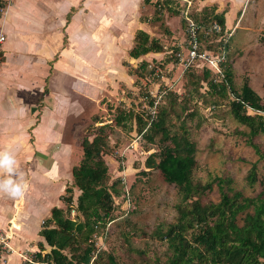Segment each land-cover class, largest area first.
Listing matches in <instances>:
<instances>
[{"label": "rangeland", "instance_id": "1", "mask_svg": "<svg viewBox=\"0 0 264 264\" xmlns=\"http://www.w3.org/2000/svg\"><path fill=\"white\" fill-rule=\"evenodd\" d=\"M191 1L189 11L194 10L196 13L203 9L208 12L212 7L218 9V5L222 10L240 5L237 13L227 18L231 24L228 28L232 29L228 55L232 82L239 88L246 79L264 103V0H212L207 5L201 3L203 0ZM0 2L1 14L8 0ZM111 3L107 2V8L113 5V0ZM136 5L137 10L133 13L136 19L132 18L131 24L137 23L138 27L130 24V34H117L115 29L109 34L107 28L103 29L105 25L108 28L113 25L112 14H107L108 18L105 15V20L100 19L104 23L99 26L102 40L107 41V45L110 39L111 43L122 47L99 52L95 50L96 44L93 42L85 54H88V58L82 53L89 63L86 66V72H89L86 84L91 93L86 97L77 95L80 92L74 89L69 91L73 101L80 107L79 110L76 107L74 115L68 117L70 126L67 127V136L70 139L71 133L74 135L72 143L76 154L73 166L82 157L81 139L87 136L92 140L94 133H103L99 129L102 125L105 126L103 131L108 144V151L101 154V158L108 175L106 184L113 195L112 211L104 225L97 224L92 235L91 242L95 249L89 264H111L109 256L118 264H146L156 259L161 262L166 259V243L154 238L152 230L158 223L167 225L177 221V207L183 206L185 202L182 188L165 182L156 164L160 160L159 151L172 148L174 136L183 132V129L196 149L193 180L203 184L213 182L211 189L204 191L202 201L218 202L220 193L214 182L216 177L230 178L236 189L245 195H255L260 191L259 181L264 176V159H259V154L264 150V133L253 137L255 149L246 141L244 132L248 128L231 115L229 99L218 100L215 106L212 105L216 96L208 91L205 83L200 82L198 90L194 89L192 81L196 79L197 73L193 75L186 72L176 62L177 53L185 51V24L182 23L181 12L187 10L188 2L171 0V6L179 7L180 14H174L172 9L158 10L156 0H137ZM92 28L94 26L87 29L90 31ZM139 30L147 32L150 38L158 39L163 51L132 57L129 52L136 46L135 36ZM79 36H74L75 44ZM71 47L75 55L81 57L80 50L73 45ZM172 93L177 94V98L173 102L174 111L172 114L170 112L167 120L170 134L163 141H158L159 136L155 141H148L143 135L145 129L137 133L133 116L125 122V126L115 123V115L122 108L142 115L147 127L151 119L156 118L159 109L169 106ZM180 106L184 112H181ZM248 111L253 114V111ZM80 126L83 128L79 129ZM67 158L70 160V157ZM95 160L92 159V162ZM255 161L259 181L249 186L245 176ZM66 185L72 186L73 201L70 208L60 203L63 214L72 220H83L85 214L77 208L80 191L73 177L68 179ZM62 194H65V190L60 196ZM80 245L76 253L82 252L85 243ZM49 249L45 245L42 253ZM65 252L69 254L68 250Z\"/></svg>", "mask_w": 264, "mask_h": 264}, {"label": "trees", "instance_id": "2", "mask_svg": "<svg viewBox=\"0 0 264 264\" xmlns=\"http://www.w3.org/2000/svg\"><path fill=\"white\" fill-rule=\"evenodd\" d=\"M156 4L158 10L172 9L174 14H180L179 7L171 6V0H156ZM189 16L199 25L218 22L222 35L230 30L225 26L223 13H216L213 7L208 12H205V9L197 13L190 10ZM181 18L184 25L186 20L182 13ZM218 36L212 33L207 39ZM135 39L136 46L129 52L132 57L163 51L158 39L150 38L143 30L137 32ZM207 39L201 37L202 49H214L215 54L218 53L221 43L214 40L209 43ZM229 39L225 44L227 55L222 64V73H216L198 61L185 71L193 75L197 73L196 79L192 81L195 91L198 90L199 83L203 82L208 91L216 96L211 102L212 105L215 106L218 100L229 99L231 115L248 128L247 132H244L247 135L246 141L257 149L252 139L264 133V103L246 79L239 88L234 86L228 63ZM176 98L177 94L172 93L169 106L159 109L156 118L151 119L147 127L142 115L128 109L120 108L114 121L125 126V122L133 116L136 120L137 133L145 129L143 135L148 141H155L157 136L158 141H163L170 134L167 120L170 112L172 114L174 111L173 102L175 103ZM180 108L181 112H184L182 106ZM248 110L253 111V114ZM104 127L100 126V132L103 133H94L92 140L87 136L81 139L79 143L82 157L71 169L74 184L80 191L77 208L84 212V219L72 220L64 216L61 207L53 206L50 216L42 222L39 230V234L50 248L48 252L42 253L45 246L42 243L38 244L39 250L33 256L39 264H89L92 258L95 249L91 242L92 235L97 224L104 225L110 217L113 204V195L106 184L107 171L101 158V154L108 151ZM173 140L172 148L159 151L160 160L156 168L165 182L182 188V199L185 203L177 207L179 213L177 221L167 225L158 223L152 230L154 238L166 243V259L163 262L156 259L146 264H264V176L259 181L256 161L248 169L245 181L249 186L259 181V192L255 195H245L232 185L230 178L216 177L214 182L217 183L220 193L219 200L204 202L201 197L206 189H211L213 182L203 184L199 180H193L192 172L196 166L195 144L187 138L185 129L174 136ZM259 155V159H264V150ZM94 158L96 160L92 162ZM64 190L65 194L59 199L70 208L73 201L72 186L66 185ZM195 195L196 198H193ZM81 243H85L84 248L82 252L76 253ZM65 250H68L69 254ZM109 261L111 264H118L111 256Z\"/></svg>", "mask_w": 264, "mask_h": 264}, {"label": "crops", "instance_id": "3", "mask_svg": "<svg viewBox=\"0 0 264 264\" xmlns=\"http://www.w3.org/2000/svg\"><path fill=\"white\" fill-rule=\"evenodd\" d=\"M107 2L112 4L111 0H8L1 14L6 39L0 65V151L14 154L24 192L16 198L0 195V228L9 235V250L2 254L0 264H22L34 259L39 243L46 245L39 234L42 220L50 216L53 206L60 207L59 197L72 178L76 157L74 135L68 139L67 127L68 117L80 107L70 92L74 89L86 97L91 93L85 54L94 43L99 52L122 47L102 40L99 26L105 15L112 14V24L117 25L110 30L102 27L109 34L115 30L130 34L132 18L136 19L137 0H113L108 8ZM237 9L239 4L228 10L218 5L215 12H223L228 28L227 18ZM76 34L80 35L77 44ZM72 45L85 57L75 55Z\"/></svg>", "mask_w": 264, "mask_h": 264}, {"label": "built area", "instance_id": "4", "mask_svg": "<svg viewBox=\"0 0 264 264\" xmlns=\"http://www.w3.org/2000/svg\"><path fill=\"white\" fill-rule=\"evenodd\" d=\"M188 2L187 10L185 12H181L185 21L184 32H185V42L184 49L182 52L180 50L177 53V62L183 66L186 70L191 67L193 64L201 62L205 64L207 67L213 69L216 73H222V64L226 60V51L225 44H227L229 37L232 34V29L224 32L225 34H221V25L218 22H213L208 25H199L197 24L190 16H189V5L192 2L191 0H186ZM191 1V2H190ZM2 14V13H1ZM0 14V17H1ZM212 33L219 35L217 38L207 39L209 35ZM202 39H207L209 43L214 41L220 42V51L215 54L214 49H202L203 45L201 42ZM6 39L5 33L2 31V27L0 24V65L3 61L4 57V42ZM215 48V46H213ZM9 235L4 232L0 228V258L4 252H8ZM24 262L28 264H37L36 260L32 258H27Z\"/></svg>", "mask_w": 264, "mask_h": 264}, {"label": "clouds", "instance_id": "5", "mask_svg": "<svg viewBox=\"0 0 264 264\" xmlns=\"http://www.w3.org/2000/svg\"><path fill=\"white\" fill-rule=\"evenodd\" d=\"M16 165L17 161L11 151H0V195L16 198L23 194L24 182Z\"/></svg>", "mask_w": 264, "mask_h": 264}, {"label": "bare ground", "instance_id": "6", "mask_svg": "<svg viewBox=\"0 0 264 264\" xmlns=\"http://www.w3.org/2000/svg\"><path fill=\"white\" fill-rule=\"evenodd\" d=\"M108 16V15H107ZM108 18V17H107Z\"/></svg>", "mask_w": 264, "mask_h": 264}]
</instances>
